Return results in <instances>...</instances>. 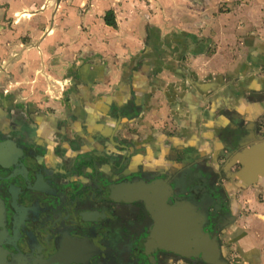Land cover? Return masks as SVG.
<instances>
[{"label":"flooded vegetation","instance_id":"1","mask_svg":"<svg viewBox=\"0 0 264 264\" xmlns=\"http://www.w3.org/2000/svg\"><path fill=\"white\" fill-rule=\"evenodd\" d=\"M18 39L0 52V264H263L247 237L264 214V114L213 110L220 91L232 97L228 77L173 85L161 75L211 55V38L136 52L106 87L105 62L86 76L68 66L52 101L31 96L40 80L17 78L24 66L11 56L29 42ZM167 225L185 237L180 251L159 246L171 244Z\"/></svg>","mask_w":264,"mask_h":264},{"label":"crops","instance_id":"2","mask_svg":"<svg viewBox=\"0 0 264 264\" xmlns=\"http://www.w3.org/2000/svg\"><path fill=\"white\" fill-rule=\"evenodd\" d=\"M24 14L29 15L25 22ZM105 15L114 23L107 24ZM6 19L12 21L11 26L5 24ZM20 35L29 41L28 47L23 49V44L11 58L24 66L17 78L28 75L31 82L36 78L43 83L41 91L31 92L34 100L40 95L54 100L58 85L67 79L68 66L71 73L77 69L86 76L105 62L109 68L100 85L106 87L117 83L119 65L130 62L134 53L140 56L148 49L164 52L172 46L189 47L195 44L193 37L201 35L211 38L213 53L188 55L185 68L175 66L180 72L167 68L161 75L173 85L208 79L207 74L215 75L224 85L228 77L232 97L227 101L220 91V104L211 100L213 110L226 105L233 114H264V98L245 96L248 91L264 90V0H0L1 55L18 47ZM62 47L72 53L69 59ZM94 55L101 61L94 64L88 60ZM40 61L42 73L33 68ZM140 62L144 65L145 60ZM6 78L5 72L1 73L0 80ZM254 218L247 239L253 247H264V214ZM260 255L264 260L263 252Z\"/></svg>","mask_w":264,"mask_h":264},{"label":"water","instance_id":"3","mask_svg":"<svg viewBox=\"0 0 264 264\" xmlns=\"http://www.w3.org/2000/svg\"><path fill=\"white\" fill-rule=\"evenodd\" d=\"M57 3H58V1H57ZM259 158H257V159H258L259 164H260V172L262 173V178L260 180L264 183V152L262 153V155ZM205 210H206V208H205ZM173 219H174V217L171 218V221L170 222H175V220H173ZM168 225H170V224L168 223ZM168 225L166 226V229L167 228H174L175 229V230L173 229L171 232L165 233V234H168L167 235V238L170 239L171 244L169 245L166 241H164L165 237H163V241L161 242V244H159V246L160 247H163V248H167V249H173V250L180 251V248H178L176 246H180L181 247V244H180L181 242H179V239H181V238L185 239V237L183 235L181 236L180 233L178 234V232H177V234H175L176 231H177V228H179V226L178 227H176V226L173 227L172 225L171 226H168ZM162 229H164V228L161 227V231L163 232ZM153 231H154V232H152L153 233L152 234L153 237H160L161 236L160 229H155ZM199 233H200V235L204 234V237L206 239V237H207L206 233H204L201 230L199 231ZM164 236H166V235H164ZM186 240H187L186 241V245L189 244V243H191L190 238L189 239L186 238ZM204 251L206 252L204 254V257L207 260L210 261L211 260L210 257H209L210 252L207 251L206 244H204Z\"/></svg>","mask_w":264,"mask_h":264},{"label":"bare ground","instance_id":"4","mask_svg":"<svg viewBox=\"0 0 264 264\" xmlns=\"http://www.w3.org/2000/svg\"><path fill=\"white\" fill-rule=\"evenodd\" d=\"M28 18H29V15H28V14H24V15L22 16V21L25 22V21L28 20ZM62 49L65 50L66 58L69 59V58L71 57L72 53H71L69 50H67V48H63V47H62Z\"/></svg>","mask_w":264,"mask_h":264},{"label":"trees","instance_id":"5","mask_svg":"<svg viewBox=\"0 0 264 264\" xmlns=\"http://www.w3.org/2000/svg\"><path fill=\"white\" fill-rule=\"evenodd\" d=\"M106 15H107V13H106ZM106 15H105V21H106V23H107V24H113L114 22L111 21V20H109V18L106 17Z\"/></svg>","mask_w":264,"mask_h":264},{"label":"rangeland","instance_id":"6","mask_svg":"<svg viewBox=\"0 0 264 264\" xmlns=\"http://www.w3.org/2000/svg\"><path fill=\"white\" fill-rule=\"evenodd\" d=\"M149 12H153L151 8H149ZM263 256H264V253H263Z\"/></svg>","mask_w":264,"mask_h":264}]
</instances>
